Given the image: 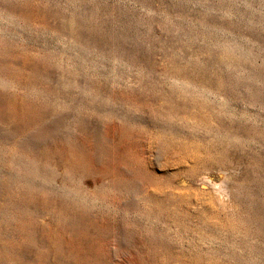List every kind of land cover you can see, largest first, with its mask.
<instances>
[{"label": "rangeland", "instance_id": "rangeland-1", "mask_svg": "<svg viewBox=\"0 0 264 264\" xmlns=\"http://www.w3.org/2000/svg\"><path fill=\"white\" fill-rule=\"evenodd\" d=\"M0 264H264V0H0Z\"/></svg>", "mask_w": 264, "mask_h": 264}]
</instances>
